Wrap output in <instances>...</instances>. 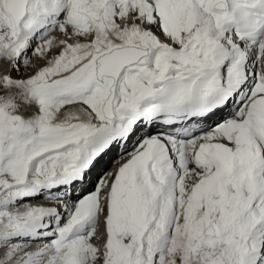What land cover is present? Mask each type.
Instances as JSON below:
<instances>
[{"label":"snow or ice","instance_id":"obj_1","mask_svg":"<svg viewBox=\"0 0 264 264\" xmlns=\"http://www.w3.org/2000/svg\"><path fill=\"white\" fill-rule=\"evenodd\" d=\"M0 264H264V0H0Z\"/></svg>","mask_w":264,"mask_h":264},{"label":"bare ground","instance_id":"obj_2","mask_svg":"<svg viewBox=\"0 0 264 264\" xmlns=\"http://www.w3.org/2000/svg\"><path fill=\"white\" fill-rule=\"evenodd\" d=\"M37 203H41V202H37Z\"/></svg>","mask_w":264,"mask_h":264}]
</instances>
